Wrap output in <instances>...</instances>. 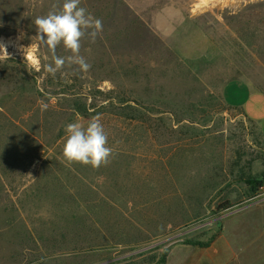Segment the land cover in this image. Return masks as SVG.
<instances>
[{
    "label": "rangeland",
    "instance_id": "1",
    "mask_svg": "<svg viewBox=\"0 0 264 264\" xmlns=\"http://www.w3.org/2000/svg\"><path fill=\"white\" fill-rule=\"evenodd\" d=\"M62 3L0 0V264H264V134L231 107L264 93V0H81L90 71L52 76L33 22ZM97 114L110 163H69Z\"/></svg>",
    "mask_w": 264,
    "mask_h": 264
},
{
    "label": "clouds",
    "instance_id": "2",
    "mask_svg": "<svg viewBox=\"0 0 264 264\" xmlns=\"http://www.w3.org/2000/svg\"><path fill=\"white\" fill-rule=\"evenodd\" d=\"M36 40L39 46H45L50 55L51 63L44 65V70L55 76L66 65H76L78 71L88 72L91 65L80 55L81 40L85 37L95 43L103 32V22L96 18L87 8L81 6V0H63L62 6L53 5L44 16L34 20ZM63 45L70 52L67 57L57 55V48ZM0 52L7 54L3 49ZM33 66L40 70V61L35 55H30ZM48 105L42 102V110ZM67 139L63 149V156L69 163H78L99 169L110 163L113 149L108 145V135L101 123V115L91 118L87 125L76 121L66 125Z\"/></svg>",
    "mask_w": 264,
    "mask_h": 264
},
{
    "label": "crops",
    "instance_id": "3",
    "mask_svg": "<svg viewBox=\"0 0 264 264\" xmlns=\"http://www.w3.org/2000/svg\"><path fill=\"white\" fill-rule=\"evenodd\" d=\"M225 102L242 111L244 116L255 123L264 134V93L252 90L248 85L245 87V100L241 104L231 103L226 98ZM234 105H237L236 107Z\"/></svg>",
    "mask_w": 264,
    "mask_h": 264
},
{
    "label": "built area",
    "instance_id": "4",
    "mask_svg": "<svg viewBox=\"0 0 264 264\" xmlns=\"http://www.w3.org/2000/svg\"><path fill=\"white\" fill-rule=\"evenodd\" d=\"M262 193H264V182H263L262 186L259 188V190L256 192V196H259Z\"/></svg>",
    "mask_w": 264,
    "mask_h": 264
},
{
    "label": "bare ground",
    "instance_id": "5",
    "mask_svg": "<svg viewBox=\"0 0 264 264\" xmlns=\"http://www.w3.org/2000/svg\"><path fill=\"white\" fill-rule=\"evenodd\" d=\"M10 43H11V40L10 39H6V40L0 39V44H10Z\"/></svg>",
    "mask_w": 264,
    "mask_h": 264
},
{
    "label": "trees",
    "instance_id": "6",
    "mask_svg": "<svg viewBox=\"0 0 264 264\" xmlns=\"http://www.w3.org/2000/svg\"><path fill=\"white\" fill-rule=\"evenodd\" d=\"M262 184H263V182L260 183V185H262ZM258 186H259V185H258ZM258 186H256V188H254V191H255V192H257V191L259 190L260 187H258Z\"/></svg>",
    "mask_w": 264,
    "mask_h": 264
}]
</instances>
